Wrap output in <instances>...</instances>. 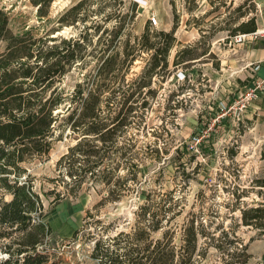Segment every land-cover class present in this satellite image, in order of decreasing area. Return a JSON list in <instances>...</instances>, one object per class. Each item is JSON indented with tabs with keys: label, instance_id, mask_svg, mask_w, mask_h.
I'll use <instances>...</instances> for the list:
<instances>
[{
	"label": "rangeland",
	"instance_id": "1",
	"mask_svg": "<svg viewBox=\"0 0 264 264\" xmlns=\"http://www.w3.org/2000/svg\"><path fill=\"white\" fill-rule=\"evenodd\" d=\"M79 1L53 0L48 17L41 21L30 0H0V9L7 12L13 34L29 30L35 36H73L80 40L83 59L65 75L62 86L66 91L76 83L87 85L91 69L101 64V49L113 37L112 31L118 30L114 45L119 59H125L131 51L136 56L132 64L129 62L133 55L123 64V84L139 74L153 52L145 50L139 39L145 31L151 41L156 40L153 37L157 32L171 29L176 15V42L167 56V69L152 78L150 93L143 89V99L128 115L124 134L117 140V146H121L132 139L129 144L133 146V161L140 162L139 183L124 191L120 200L100 203L106 191L113 188L115 175L107 187L92 180L77 185L64 174L58 160L76 143L68 127L47 155L22 164L29 175L22 180H29L38 194L43 205L42 221L51 229L44 245L61 255L59 264H94L89 258L94 240L100 234L113 236L118 231H128L144 193L174 191L176 196H183L179 206L182 216H193L195 224H200L207 234L209 261L218 260L220 252L215 244L222 243L225 258L236 251L235 246L247 245L250 257L244 264H264V228L246 226L242 219L243 211L264 209V104L257 117L245 122V128H198L204 122L203 116L211 117L219 97L227 90L235 91L237 85H247L246 79H239L245 76L239 74V68L229 72L236 63L228 37L243 33L239 25L251 19L255 27L261 23L264 0H83V20L60 26L62 12ZM152 15L158 19L155 26H149ZM263 47L264 40L245 43L239 54L253 52L259 59L264 54ZM3 48L2 42L0 51ZM177 52L179 56L175 58ZM227 55L232 58L225 65L223 56ZM177 71L185 74L183 81L177 80ZM228 81L231 85L226 88L224 82ZM115 87L116 84L100 97L99 122L108 120L111 124L110 118L120 108L122 94L110 92ZM142 101L146 104L140 108ZM193 137H201L200 142H193ZM95 144L97 148L104 146L99 140ZM157 153L159 159H155ZM115 162L116 155H109L106 163ZM123 171L120 169L118 175ZM9 198L4 195L3 200ZM87 211L91 217L86 221L83 219ZM262 223L264 217L258 221ZM75 230H79L78 235L72 238ZM1 257L6 255L0 253Z\"/></svg>",
	"mask_w": 264,
	"mask_h": 264
},
{
	"label": "trees",
	"instance_id": "2",
	"mask_svg": "<svg viewBox=\"0 0 264 264\" xmlns=\"http://www.w3.org/2000/svg\"><path fill=\"white\" fill-rule=\"evenodd\" d=\"M52 1L30 0L38 20L48 17ZM83 4L81 0L63 11L60 26L83 20L80 13ZM8 25V14L0 9V43H4L0 51V253L6 255L0 258V264H59L61 255L44 245L51 229L42 221L43 205L38 194L29 180H22L29 177L22 164L47 155L68 127L76 143L58 160L67 177L77 185L92 180L109 187L111 177L117 176L113 188L106 191L100 203L116 202L124 191L137 185L140 162L133 161V146L129 144L132 139L121 146H117V140L124 134L128 115L138 107L143 89L150 87L152 78L160 70L167 69V56L176 42L177 16L174 15L168 32L159 31L154 35L156 40L151 41L147 31L141 35L139 39L145 50L153 52L144 68L128 83L123 84L122 68L126 58L133 54L131 51L125 59H119L114 45L117 30L103 44L101 64L91 69L87 85L76 83L67 91L62 81L83 59L80 40L73 36H35L29 30L13 34ZM256 27L251 19L239 25L238 30L251 33ZM178 56L179 52L175 58ZM135 58L131 56L129 64ZM115 84L110 92L122 94L120 108L110 118L111 124L108 120L99 122L100 97ZM148 92L151 91L148 89ZM145 104L142 101L140 108ZM98 140L104 144L102 148H97ZM111 154L116 155L114 165L106 163ZM156 155L155 159H159ZM120 169L124 170L123 175H118ZM4 195L10 196L9 200L4 201ZM142 197L128 231L121 230L113 236L100 234L94 240L89 255L94 264H218L216 261L244 264L250 257L246 254L247 245H240L225 258V248L217 243L215 247L220 256L214 262L209 261V238L203 227L195 224L193 216H182L179 206L183 196L170 191L144 193ZM90 217L87 211L83 220ZM262 217L264 209L242 212L246 226L264 228V223L258 224ZM78 232L75 230L72 238ZM241 256L243 260H239Z\"/></svg>",
	"mask_w": 264,
	"mask_h": 264
},
{
	"label": "built area",
	"instance_id": "3",
	"mask_svg": "<svg viewBox=\"0 0 264 264\" xmlns=\"http://www.w3.org/2000/svg\"><path fill=\"white\" fill-rule=\"evenodd\" d=\"M150 26H155L158 19L152 15L148 18ZM259 40H264V18L255 31L251 33H238L233 37L228 38V46L231 51L245 43H254ZM233 54V53H232ZM239 74L244 73V78L239 76V79L248 82L247 85L235 88V91L227 90L225 94L216 100V108L212 110L210 118L203 116L204 122L198 128H207L211 131L212 128H241L244 123L245 113L253 105L257 108V102H264V57L256 62H247L237 70ZM263 72L262 75H259ZM185 74L182 71H177V80L183 81ZM226 88H229L231 82H225ZM234 86V85H233ZM201 137H193V142H200Z\"/></svg>",
	"mask_w": 264,
	"mask_h": 264
},
{
	"label": "crops",
	"instance_id": "4",
	"mask_svg": "<svg viewBox=\"0 0 264 264\" xmlns=\"http://www.w3.org/2000/svg\"><path fill=\"white\" fill-rule=\"evenodd\" d=\"M237 47H238L237 49L232 51L233 58L231 56L229 57V55L223 56L224 59H225V62H224L225 65H227L226 64L227 61H229L231 63V58H232V60H235L236 65L235 66H230V68H232V69L229 70V72H233V69H235V68L236 69L241 68V66L245 65L247 62H253V61L256 62L257 60H262L263 57H264V54H263V55L260 56L261 58L255 59L256 54H254L253 52L251 54H246L245 56H242V54H239L240 46H237ZM263 49H264V47H263ZM224 85L226 86L225 82H224ZM261 104H264V102H262V101L257 102V108L254 105L251 107V109L249 108V110L245 113L244 123L241 126V128H245L246 127V123L245 122H247V120H249V118H251L252 116H256V117L258 116V114L260 113L259 111H260V105ZM249 112H250V114H249Z\"/></svg>",
	"mask_w": 264,
	"mask_h": 264
}]
</instances>
